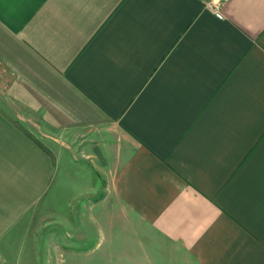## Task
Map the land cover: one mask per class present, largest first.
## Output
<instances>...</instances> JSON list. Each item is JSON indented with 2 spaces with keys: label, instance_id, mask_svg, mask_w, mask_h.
Instances as JSON below:
<instances>
[{
  "label": "crops",
  "instance_id": "0c3cea01",
  "mask_svg": "<svg viewBox=\"0 0 264 264\" xmlns=\"http://www.w3.org/2000/svg\"><path fill=\"white\" fill-rule=\"evenodd\" d=\"M208 1L0 0L2 263L68 174L149 264H264V0Z\"/></svg>",
  "mask_w": 264,
  "mask_h": 264
},
{
  "label": "rangeland",
  "instance_id": "374dc122",
  "mask_svg": "<svg viewBox=\"0 0 264 264\" xmlns=\"http://www.w3.org/2000/svg\"><path fill=\"white\" fill-rule=\"evenodd\" d=\"M4 82L0 77V91ZM15 117L32 135L49 141L36 113L19 110ZM89 171L94 185L100 187L101 174ZM69 180L67 174L58 190L52 187L45 202L27 214L18 240L24 253L16 264H149L148 255L134 254L135 240L130 234L110 231V223H106L107 232L94 221L95 210L92 213L91 206L86 205L91 203L90 196L76 194V184L71 190Z\"/></svg>",
  "mask_w": 264,
  "mask_h": 264
},
{
  "label": "built area",
  "instance_id": "2783aa9c",
  "mask_svg": "<svg viewBox=\"0 0 264 264\" xmlns=\"http://www.w3.org/2000/svg\"><path fill=\"white\" fill-rule=\"evenodd\" d=\"M225 1L226 0H209L207 2V6L211 10H213L218 17L221 18L223 16L222 11H221V8H222V5H223V3Z\"/></svg>",
  "mask_w": 264,
  "mask_h": 264
}]
</instances>
